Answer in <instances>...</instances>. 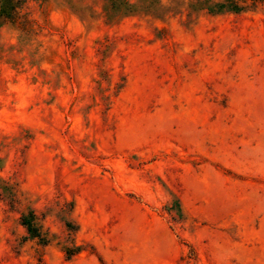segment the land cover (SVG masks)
I'll list each match as a JSON object with an SVG mask.
<instances>
[{"label":"rangeland","instance_id":"1","mask_svg":"<svg viewBox=\"0 0 264 264\" xmlns=\"http://www.w3.org/2000/svg\"><path fill=\"white\" fill-rule=\"evenodd\" d=\"M10 1L0 264H264V0Z\"/></svg>","mask_w":264,"mask_h":264},{"label":"trees","instance_id":"2","mask_svg":"<svg viewBox=\"0 0 264 264\" xmlns=\"http://www.w3.org/2000/svg\"><path fill=\"white\" fill-rule=\"evenodd\" d=\"M10 9H13V6L11 5V1L10 0H3V4H2V12L7 13L8 17H13V13L11 12ZM25 224H27L29 231H35L36 230V226L35 223L33 221H28V219H26Z\"/></svg>","mask_w":264,"mask_h":264}]
</instances>
